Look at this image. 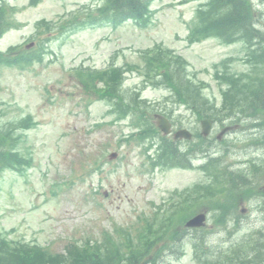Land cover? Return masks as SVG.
Instances as JSON below:
<instances>
[{
    "label": "rangeland",
    "instance_id": "374dc122",
    "mask_svg": "<svg viewBox=\"0 0 264 264\" xmlns=\"http://www.w3.org/2000/svg\"><path fill=\"white\" fill-rule=\"evenodd\" d=\"M88 1L10 0L5 6L14 13L8 11V19L24 25L9 26L0 39L2 50L12 44L22 50L31 35L41 29L39 40L42 46L46 42L47 48L41 62L26 67L0 64V124L29 114L38 122L19 129L23 133H19L21 139L16 145L32 164L23 170H0V230L7 237L37 241L54 252L63 251L74 238H84L88 233L100 237V231H111L116 221L130 223L133 207L139 209L149 200L163 199L167 191L194 180L193 174L181 175L173 169L143 173L144 156L122 138L130 131L129 120L114 121L115 114L105 101L87 106L85 98L90 90L76 80L72 67L142 64L144 51L162 42L187 57L193 76L210 84L205 93L219 102L216 68L229 56L244 55L241 43L229 45L215 38L188 42L189 21L197 2L180 5L179 0H156V13L148 27L133 21L118 26H82L86 16L82 14L79 18L83 20L78 18L60 29V22L70 18L74 9H78L76 14L85 10L83 5ZM41 18L53 22L50 40L45 38V25H37ZM33 41V47L37 46ZM140 68L131 70L127 77L125 89L130 95L139 86L145 89L148 85L142 87L146 77ZM232 69L245 70L247 66L236 60ZM168 93L165 87L154 84L144 90V96L160 108L172 104ZM99 121L102 123L98 125ZM113 150L120 156L107 162L103 173L85 174L92 166L90 159ZM97 188L99 194L93 191ZM105 190L108 197L103 194ZM161 261L191 264L192 256L176 260L166 255Z\"/></svg>",
    "mask_w": 264,
    "mask_h": 264
},
{
    "label": "trees",
    "instance_id": "16d2710c",
    "mask_svg": "<svg viewBox=\"0 0 264 264\" xmlns=\"http://www.w3.org/2000/svg\"><path fill=\"white\" fill-rule=\"evenodd\" d=\"M152 0H105L103 6L97 9L96 14L89 13V21L92 23L112 22L115 25L134 19L138 24L146 25L148 23V12ZM206 9L200 8L198 11L199 19L192 32L191 41L201 40L203 37L218 36L224 38L226 42H234L238 37L247 39L249 55L246 59L255 69L239 77L235 73L229 74L225 71L220 78L226 79L229 87L223 94L225 101L232 104H240L245 98L251 99V103L257 104L260 101V94L264 92V46L262 45L264 34L263 30L255 27V22L259 20L261 12L255 8L252 0H209ZM5 4L0 7V36L6 27L10 24L8 11ZM256 45L255 48L252 46ZM37 54V55H36ZM27 51L19 46L12 47L8 53L0 51V64H15L25 66L41 56L36 52ZM148 78L155 84L165 83L173 91V100L181 101L183 99H192L194 94L202 102L208 104L209 98L203 95L204 82L198 84L189 78L186 70V60L173 55L171 50H166L161 46L153 55L145 59ZM151 72H155L152 75ZM159 74V75H157ZM82 80L90 82V86H96L94 78L88 74H81ZM100 79L105 81L107 95L110 98L116 97V112L120 116L130 113H138L139 120L149 121L146 116L145 107L147 100L140 99L137 95L132 99H127L121 92V83L124 75L123 70L116 68L113 72L99 73ZM187 82L192 83V85ZM115 91V93H113ZM195 92V93H194ZM238 93H241L239 96ZM32 115L18 120L17 123L8 122L0 124V169L3 166L22 167L28 164L31 158H27L16 147L21 139L19 133L24 127L35 125ZM151 125H146L143 135L151 134ZM18 130V131H17ZM0 264H55L54 257L39 245L30 246L18 241H11L0 231Z\"/></svg>",
    "mask_w": 264,
    "mask_h": 264
},
{
    "label": "flooded vegetation",
    "instance_id": "af4514ba",
    "mask_svg": "<svg viewBox=\"0 0 264 264\" xmlns=\"http://www.w3.org/2000/svg\"><path fill=\"white\" fill-rule=\"evenodd\" d=\"M224 121L232 123V116H225L222 122ZM234 124L235 126L239 125L237 121ZM257 149L259 150L257 159L250 161L251 159H246V157H239V160L231 162L225 177L234 185L235 193L232 196L239 200V204L241 206L246 204L253 208V210L249 211V221L264 223V141L261 142L260 148L257 147ZM252 163H257L258 165L250 169L249 166ZM248 184L256 185L257 191L254 189L246 190L245 187ZM256 214H260V216H255ZM220 219L225 223H236L246 220L233 206L228 207ZM212 243L216 253H226L229 251L228 246L231 247L232 245V237L225 231L214 237Z\"/></svg>",
    "mask_w": 264,
    "mask_h": 264
},
{
    "label": "water",
    "instance_id": "95a60500",
    "mask_svg": "<svg viewBox=\"0 0 264 264\" xmlns=\"http://www.w3.org/2000/svg\"><path fill=\"white\" fill-rule=\"evenodd\" d=\"M163 121H164V119L162 117H160V120H158V123H160L161 125H163Z\"/></svg>",
    "mask_w": 264,
    "mask_h": 264
}]
</instances>
